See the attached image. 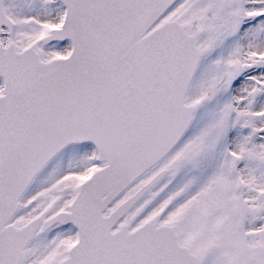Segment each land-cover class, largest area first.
<instances>
[{
	"label": "snow or ice",
	"instance_id": "snow-or-ice-1",
	"mask_svg": "<svg viewBox=\"0 0 264 264\" xmlns=\"http://www.w3.org/2000/svg\"><path fill=\"white\" fill-rule=\"evenodd\" d=\"M0 264H264V0H0Z\"/></svg>",
	"mask_w": 264,
	"mask_h": 264
}]
</instances>
